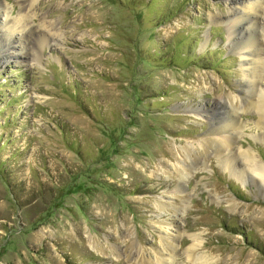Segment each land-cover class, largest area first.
Wrapping results in <instances>:
<instances>
[{
	"label": "rangeland",
	"instance_id": "obj_1",
	"mask_svg": "<svg viewBox=\"0 0 264 264\" xmlns=\"http://www.w3.org/2000/svg\"><path fill=\"white\" fill-rule=\"evenodd\" d=\"M244 1L0 0V264H264Z\"/></svg>",
	"mask_w": 264,
	"mask_h": 264
},
{
	"label": "bare ground",
	"instance_id": "obj_2",
	"mask_svg": "<svg viewBox=\"0 0 264 264\" xmlns=\"http://www.w3.org/2000/svg\"><path fill=\"white\" fill-rule=\"evenodd\" d=\"M30 6H31V3H30ZM234 7L235 9L233 10V15L232 13H230L231 16L228 21L230 24V27L234 30V31L232 30L233 32L231 34V38L233 40V48L237 50H242L244 53L249 55V60L245 61L247 64L246 76H247V81H248L246 84V89L249 93L251 92L252 95H254V93L256 94V88H257L256 86L257 83L255 82V80L260 75V72L262 69L261 67L262 63H261V60H259L260 58L259 54L262 52V48H264V0H252V1L248 0L244 2H235ZM4 12L10 14L11 8L8 10H4ZM257 13H261L263 16V20L261 23L257 22V18H256ZM20 14L24 17L23 19H25L26 15H23V13H20ZM232 16L233 18H231ZM20 19L21 18L19 17L18 20L20 21ZM2 20H3V23L8 26V32L10 31L9 33H13L15 29H19V31L21 30L24 31L23 36L25 40L28 39L27 35L33 32L32 27L26 28L25 26L27 25L26 22H24L25 24L20 25L21 23H19V21H17L16 19L8 20L7 17H5ZM257 25H260V26H257ZM235 30H237V32H235ZM0 31H2V34L4 33V37H5L3 38V35H1L0 38L4 40L6 45H8L9 44L8 35L5 34L6 32H4L3 30L0 29ZM36 41H39V40H36ZM260 93L261 91H258V94ZM252 98H253L252 96L249 98L247 96L245 97V101L243 102H245L248 105L251 103ZM228 144H229V141L223 142V145L225 146H229ZM223 145H220V147ZM244 155L248 156L246 153ZM245 159H247V157H245ZM222 161H223L224 166H226L229 162L226 160V158H223ZM230 164L231 163L229 162L228 167L233 166V165L231 166ZM247 164L249 166L250 175H255V177L256 178L258 177L261 180V182H264L263 166L261 167V165L253 158H249L247 160Z\"/></svg>",
	"mask_w": 264,
	"mask_h": 264
}]
</instances>
